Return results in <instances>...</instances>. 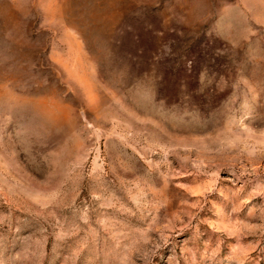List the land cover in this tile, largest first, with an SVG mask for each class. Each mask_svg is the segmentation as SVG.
<instances>
[{
	"label": "rangeland",
	"instance_id": "obj_1",
	"mask_svg": "<svg viewBox=\"0 0 264 264\" xmlns=\"http://www.w3.org/2000/svg\"><path fill=\"white\" fill-rule=\"evenodd\" d=\"M0 264H264V0H0Z\"/></svg>",
	"mask_w": 264,
	"mask_h": 264
}]
</instances>
